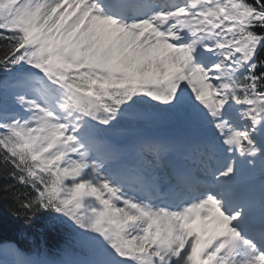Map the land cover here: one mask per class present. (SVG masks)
<instances>
[{"label":"snow or ice","instance_id":"6c2138e0","mask_svg":"<svg viewBox=\"0 0 264 264\" xmlns=\"http://www.w3.org/2000/svg\"><path fill=\"white\" fill-rule=\"evenodd\" d=\"M262 52L264 0H0V201L82 249L0 264H264ZM159 120L171 195L114 144Z\"/></svg>","mask_w":264,"mask_h":264},{"label":"trees","instance_id":"16d2710c","mask_svg":"<svg viewBox=\"0 0 264 264\" xmlns=\"http://www.w3.org/2000/svg\"><path fill=\"white\" fill-rule=\"evenodd\" d=\"M261 56L264 57V52ZM188 135V131L183 126L172 122L141 121L129 126L116 137L114 144L120 150L124 161L137 162L136 149L140 142L169 144L172 139L184 142ZM257 177H259L258 172ZM256 187L258 192L259 181ZM0 219L4 223L3 232L0 233V243H13L25 252L43 251L47 254V258L55 261L75 259L82 255V249L73 237L62 229L50 226L43 217L30 223L25 222L10 214L9 203L0 201ZM2 257L0 252V258Z\"/></svg>","mask_w":264,"mask_h":264},{"label":"rangeland","instance_id":"374dc122","mask_svg":"<svg viewBox=\"0 0 264 264\" xmlns=\"http://www.w3.org/2000/svg\"><path fill=\"white\" fill-rule=\"evenodd\" d=\"M173 157L176 164L181 163V156L177 153H170ZM150 155L144 154V156L140 159V163H142L145 167H150L152 170L156 172L157 177L160 181V194H166L165 191L169 188L170 178L169 174L165 169L161 168L158 164H155V159L149 160ZM148 160V161H147Z\"/></svg>","mask_w":264,"mask_h":264}]
</instances>
